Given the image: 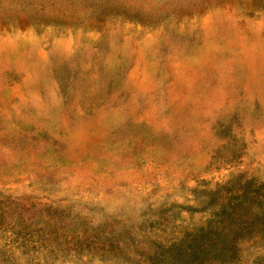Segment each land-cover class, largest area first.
I'll return each mask as SVG.
<instances>
[{
    "label": "rangeland",
    "instance_id": "374dc122",
    "mask_svg": "<svg viewBox=\"0 0 264 264\" xmlns=\"http://www.w3.org/2000/svg\"><path fill=\"white\" fill-rule=\"evenodd\" d=\"M0 264H264V0H0Z\"/></svg>",
    "mask_w": 264,
    "mask_h": 264
}]
</instances>
